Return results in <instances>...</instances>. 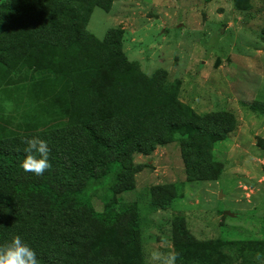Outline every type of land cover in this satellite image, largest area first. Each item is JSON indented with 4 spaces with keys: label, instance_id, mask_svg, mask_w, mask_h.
<instances>
[{
    "label": "trees",
    "instance_id": "trees-1",
    "mask_svg": "<svg viewBox=\"0 0 264 264\" xmlns=\"http://www.w3.org/2000/svg\"><path fill=\"white\" fill-rule=\"evenodd\" d=\"M96 3L0 0V90L26 114L11 123L0 104V244L20 236L39 264H144L137 204L123 198L134 187L133 155L177 141L191 179H216L210 149L236 126L229 111L197 114L180 102L164 71L148 76L129 62L120 28L102 40L90 34ZM31 136L50 148L42 176L20 167ZM171 199L155 187L151 204L166 209ZM121 227L128 247L107 258Z\"/></svg>",
    "mask_w": 264,
    "mask_h": 264
},
{
    "label": "rangeland",
    "instance_id": "rangeland-1",
    "mask_svg": "<svg viewBox=\"0 0 264 264\" xmlns=\"http://www.w3.org/2000/svg\"><path fill=\"white\" fill-rule=\"evenodd\" d=\"M112 28L122 30L129 62L178 84L180 102L236 121L210 149L216 179H191L177 141L133 155L134 187L123 198L137 204L144 264H154L153 250L178 252L177 264L256 262L264 254V113L256 109L264 104V0H97L86 30L102 40ZM3 90L4 108L14 95ZM25 116L4 110L14 124ZM155 187L172 196L166 209L151 204ZM121 230L108 236L105 257L128 247Z\"/></svg>",
    "mask_w": 264,
    "mask_h": 264
},
{
    "label": "clouds",
    "instance_id": "clouds-1",
    "mask_svg": "<svg viewBox=\"0 0 264 264\" xmlns=\"http://www.w3.org/2000/svg\"><path fill=\"white\" fill-rule=\"evenodd\" d=\"M13 105L9 101L4 102L5 111H11ZM25 145L23 151L24 159L20 167L25 172L42 176L45 171L51 169L49 160L50 148L48 142L39 136L22 138ZM154 264H177L180 254L176 251L167 253L153 250L150 254ZM256 264H264V254L257 253L255 256ZM0 264H39L36 252L20 236H14L11 241L0 244Z\"/></svg>",
    "mask_w": 264,
    "mask_h": 264
},
{
    "label": "water",
    "instance_id": "water-1",
    "mask_svg": "<svg viewBox=\"0 0 264 264\" xmlns=\"http://www.w3.org/2000/svg\"><path fill=\"white\" fill-rule=\"evenodd\" d=\"M224 214H227V215H232V213H231V212H229V211H225V212H224Z\"/></svg>",
    "mask_w": 264,
    "mask_h": 264
}]
</instances>
